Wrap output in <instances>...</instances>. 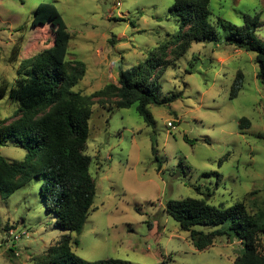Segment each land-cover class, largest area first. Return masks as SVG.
Segmentation results:
<instances>
[{"label":"rangeland","instance_id":"1","mask_svg":"<svg viewBox=\"0 0 264 264\" xmlns=\"http://www.w3.org/2000/svg\"><path fill=\"white\" fill-rule=\"evenodd\" d=\"M173 1L0 0V85L11 86L23 59L54 44L61 22L69 31L66 58L86 64L73 90L90 94L116 82L119 67L145 62L155 46L171 35L179 38L180 27L170 13ZM39 3L54 5L60 18L33 25ZM209 9L217 39L193 41L159 75L155 89L160 98L181 95L149 105L150 125L135 104L115 107L94 98L85 153L91 156L97 190L80 232L60 228L46 209L42 174L0 195V264H36L35 258L65 234L72 238L73 253L86 260L232 264L242 248L238 240L219 236L196 249L189 232L165 210L169 199L198 197L215 205L242 200L250 212L264 211V83L256 76L255 52L226 41L233 25L243 23L244 13L257 11L256 32L264 40V0H210ZM239 70L241 88L230 98ZM17 113L18 103L0 96V118ZM241 117L249 119L248 127L240 129ZM0 155L19 162L25 149L7 143L0 145Z\"/></svg>","mask_w":264,"mask_h":264},{"label":"trees","instance_id":"2","mask_svg":"<svg viewBox=\"0 0 264 264\" xmlns=\"http://www.w3.org/2000/svg\"><path fill=\"white\" fill-rule=\"evenodd\" d=\"M209 2L174 0L170 13L180 27L179 38L171 35L155 46L145 62L119 67L116 82L106 83L90 94L73 90L85 75L86 64L66 58L69 31L61 22L54 44L23 59L20 66L23 70H18L11 86L0 85V96L7 94L18 103V113L13 118H0V145L13 143L25 149L19 162L0 155V195L11 194L42 174L40 192L46 209L54 214L60 228L80 232L97 190L96 180L89 170L91 156L85 153L94 98L101 103L111 102L115 107L135 104L138 114L150 125L153 118L149 105L170 103L181 95L178 92L160 98L155 89L159 75L174 64L193 41L217 39L216 28L209 21ZM59 18L54 5L39 3L32 24L44 25ZM259 19L260 11L244 13L243 23L233 25L226 41L237 49L255 52L256 76L264 83V40L256 32ZM1 53L0 46V59ZM242 80L243 73L239 70L230 87V98L237 95ZM249 125L248 118H239L240 129ZM152 151H155L153 144ZM165 210L181 229L189 232L196 249H205L216 237L226 236L242 244L232 264H264L263 210L252 213L242 200L215 205L198 197L169 199ZM196 225L215 228L204 231L195 228ZM71 243L70 234H65L35 258L36 264H129L127 260L113 257L83 259L73 253ZM73 243L77 244V239Z\"/></svg>","mask_w":264,"mask_h":264},{"label":"built area","instance_id":"3","mask_svg":"<svg viewBox=\"0 0 264 264\" xmlns=\"http://www.w3.org/2000/svg\"><path fill=\"white\" fill-rule=\"evenodd\" d=\"M167 124H168L169 126L173 127V124H172V122H170V121H169ZM20 234L22 235L23 233H22V232H20V233H18V234H13V238H15V239H16V238H17V237H18Z\"/></svg>","mask_w":264,"mask_h":264},{"label":"water","instance_id":"4","mask_svg":"<svg viewBox=\"0 0 264 264\" xmlns=\"http://www.w3.org/2000/svg\"><path fill=\"white\" fill-rule=\"evenodd\" d=\"M183 123H184V122H182L181 124H182V127L185 129V126L183 125Z\"/></svg>","mask_w":264,"mask_h":264}]
</instances>
